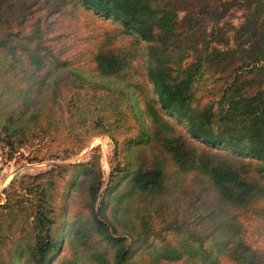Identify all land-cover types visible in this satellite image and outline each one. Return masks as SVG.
I'll list each match as a JSON object with an SVG mask.
<instances>
[{
  "label": "trees",
  "instance_id": "trees-1",
  "mask_svg": "<svg viewBox=\"0 0 264 264\" xmlns=\"http://www.w3.org/2000/svg\"><path fill=\"white\" fill-rule=\"evenodd\" d=\"M0 153V264H264V0H0Z\"/></svg>",
  "mask_w": 264,
  "mask_h": 264
},
{
  "label": "rangeland",
  "instance_id": "rangeland-1",
  "mask_svg": "<svg viewBox=\"0 0 264 264\" xmlns=\"http://www.w3.org/2000/svg\"><path fill=\"white\" fill-rule=\"evenodd\" d=\"M78 13L81 15L79 14V16L74 18L59 14L48 16L52 20V30L48 34L47 39L51 44L62 48L65 56L68 57H74L82 50L86 44L87 35L91 33L90 29L94 25L103 29L112 26L111 22L98 19L99 17L89 16L83 12ZM209 86V81H202L200 88L205 89ZM94 147H99L101 169L103 178L106 180L110 172L109 161L113 150L112 142L108 137H95L84 150L72 157L71 161L86 160ZM48 166L49 162L30 164L16 160L6 161L0 153V192L14 176L22 173H36L48 168ZM256 247L264 252V242L261 240L257 242Z\"/></svg>",
  "mask_w": 264,
  "mask_h": 264
}]
</instances>
